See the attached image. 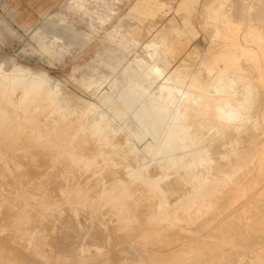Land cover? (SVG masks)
Here are the masks:
<instances>
[{
  "label": "rangeland",
  "instance_id": "374dc122",
  "mask_svg": "<svg viewBox=\"0 0 264 264\" xmlns=\"http://www.w3.org/2000/svg\"><path fill=\"white\" fill-rule=\"evenodd\" d=\"M144 1L151 3V8H149L148 10L142 9V7H143L142 3ZM201 3H203L202 0H0V65H3L4 63L5 64H14L17 66H22L23 68H27L28 70L33 71V72L45 74L49 80L51 79L50 80L51 86L53 85V83H54V86H55V83H57L56 84L57 89L59 88V91H60V89H61V91L63 89V91L65 92V95L68 94L67 95L68 98L70 96V98L72 99V100L71 99L70 100L72 102L73 101L76 102V104H73V105H76L75 108H82L83 106H86V104L88 105V102H90L89 104H91V103L96 104L100 100L101 101L105 100V102H107V105L104 106L102 109L107 110V109L112 108L113 110H117L119 112V115H117L118 120L116 121V123L114 125L115 128H116V125L123 126L124 128H128V130L130 132L134 133V137H137L138 135H139V137L145 136V134L143 133V130L140 127L139 123L145 124L144 118L148 119V117L149 118L153 117L152 112L154 110L161 111L163 109V110H167V111L171 112L173 110L175 103H176V97L173 95H170L169 97H167V93L163 89L164 85H170L171 86V84H172V82L170 83V82L165 81L166 75L163 78H161L162 74H159L156 71H153V70L146 68L140 62H138L137 58L143 57L145 54V52L142 50L143 45H145L147 43L149 44L150 41H152V40H157L160 35L161 36L164 35L166 38H170V40H174V41H180L182 44V45H177V46L175 45L176 47L173 46L174 48H172V50L169 51L170 56H168V60L171 63L169 70L170 71H173V70H180V71L191 70V71H194L197 64L191 58L190 53H192V55H195L197 57H202V55L206 51L207 45H208L207 41H206L207 34H205L201 29V21H202V16H200L201 8H202ZM137 8H139V9L137 10ZM198 18H199V20H198ZM200 19H201V21H200ZM118 25L122 26V28H121V31H119L115 34L114 37L116 40L123 39L124 45L117 43L118 41H114V42L112 41V45H111L109 40H108V37L111 36V34H112L111 31ZM154 35H157V36H154ZM173 43H176V42H173ZM186 44H187V47H184V46H186ZM124 47L128 48L127 52H124ZM196 47H197V49H196ZM186 53H188V56L186 55ZM183 55H185V56H183ZM10 61L13 63H11ZM96 72L98 73V76L100 75L99 76L100 79H98V77H97L94 84L89 85L90 83L88 84L87 82H84V83L80 82L82 77L90 78L92 75H95ZM130 78H133L132 80L140 81L141 85L145 89L150 90V94L147 96V98L145 100L144 98H141L140 95L130 92V96L132 98L133 105H131L130 109H128L126 111L125 110L126 107L124 108V106H123L124 99H123L122 93L124 92V88L127 87L129 85V83L131 82ZM100 83H101V85H100ZM58 84H59V86H58ZM60 85H62V86H60ZM61 91H60V93H61ZM64 92H62L61 95H63ZM65 95H63V96H65ZM97 97H99L100 99ZM75 98H79L81 100L78 101ZM127 102H128V100H127ZM71 107H72V104H71ZM194 108L195 107L191 106L190 110H188V111L189 112L192 110L196 111V109L194 110ZM243 112H244V110H243ZM44 113L41 116H39L38 124L40 123V126H41L43 122L44 123L46 122L47 125L43 126L44 123L42 125L43 130H45V132H47L49 130V127H50V130H53V131L49 130V132H51L50 136L52 135L50 138L51 142H50V140L49 141L47 140V142H46V143H50L51 145L46 144L45 143L46 140L39 141V142L36 141L35 143L33 141L31 142L32 139L33 140L35 139L34 134H33L34 132L32 133L33 129L30 130L31 131L30 132L29 130H27L28 129L27 128L25 131V133L27 135H25V133L18 135V133H16V132L13 135L11 129L8 126V122L4 123L5 128H4V124H2L0 127V134H1V136H0V138H1L0 139V148H2V149H0V152H1L0 153V162H1L0 163V219H1L0 220V245L4 242L2 245V247L4 246L3 249L0 246V264H21V263L22 264H25V263L26 264H36L37 261L39 262V264L40 263L41 264H59V263L60 264H72V263H74V261H75L74 264H76V262H77V264H96L97 262H98L97 264H102V263L103 264H134V263L135 264H151V263L152 264H169V263L171 264V262L173 260L174 261L172 262V264H175L176 262H178L177 264H188L189 259H186L187 257L185 258V256H188V254H189L188 257H190V255H195L193 258H191L192 256L190 257L192 261L193 260L196 261L195 264H200V263L201 264H203V263L208 264L206 262H208L209 260H210L209 264L210 263L211 264H215V263H217V264L222 263L223 264V262H224V264H226V263L231 264L230 261H224L226 251H224L223 248L225 247V250H226V247H228L230 245L229 249L227 248L228 251L230 253L236 252V250L234 248H235V246L236 247L238 246L241 238H242V240L244 239L245 241L251 240L250 243L254 242L255 240H257L256 238H258V241L260 244L259 245L257 244V246L254 245V247L256 246L258 248H260V247L264 248V244H263L264 241L262 240V238H264L263 237L264 236V233H263L264 232V230H263L264 229V226H263L264 225L263 224V222H264V210L262 209V207H264L263 206V204H264V199H263L264 198V193H263L264 181L261 182L262 180H264V174H262L263 178H262V176H261V178H259L260 180L259 179H253V180H251L252 182L251 181L247 182V184H246V182H244L243 184H242V182L241 183L236 182V185H232L231 187H234V186L236 187L237 184L239 185V183L243 187L246 185L247 188L246 187H244V188H245V191H247V192L246 193H244L245 191L239 192V193L236 192V200L233 201L234 204L232 203L234 206L232 204H230V206L232 205L231 207L228 205L230 207L229 209H227V207H226L227 210L225 209V206H227L226 203L229 202V201H227L224 203V206H223L224 209H223V207L222 208L220 207L219 210L218 209H210V210L202 209V211L205 210V211H203L204 213L201 212L202 217H204V218L201 217V214L196 217V216H194L195 214L191 213L189 216V219H187V215L180 214L179 216L182 220H189V223H188L189 229L183 230L180 232L181 229H178V226H176L175 224H174L175 225L174 226L173 223H170L171 225L170 226L168 225V226L171 228L167 227L168 228L167 232L165 231L166 230L165 226H167V225L162 226V229L164 228L163 229L164 232H163L161 227L155 226L152 222L151 216L155 212L154 207L149 206V209L153 208L151 210H154V212L152 211L153 212L152 213L150 210H149V212L147 211L148 208H147V210L145 209L146 206H148V205H143V204L139 203L140 204V206H139L138 202L135 203L136 199H130V202H129V200H127L126 201L127 203L126 204L124 203V206L121 205V206H118L116 208H111L109 205L107 207L106 206L107 203H105V201H102V200H104V198L102 196H100L102 189L107 188L114 181H116L117 179L119 180L120 177L122 179H126L128 177L127 176L128 171L131 170L130 167H128L129 170L126 168V166H125V170H123L124 169L123 165L118 166V167L115 166L116 167L115 169L113 168L114 166H112V167H109L110 169H108V167L107 168L102 167V164L99 163V165H101V166H99V165L97 166V172L95 171V174L93 175V173H94L93 169H91L92 170V173H91V170H86V169L83 170V168H79L78 166H75V165L72 166V164L67 161L66 156H65L66 154L63 153L64 150H66V151L69 150V147H70V150L71 149L73 150L75 148V145H77V143L80 142V139L83 138L84 133L86 134V136H88V139H90L89 138L90 136L87 132L84 131V133H83V131L82 132L77 131L78 125L83 124V123L85 124L87 120L85 118L77 119V118H75L77 116L76 115L74 117V119H77V120L73 119V121H72V118H73V116H72V117L67 118L66 120L61 121L60 124H58L57 126H54V125L49 126V124H52L50 122L51 117L49 119V117L47 115L48 119H47V117L45 118L47 113H45V114ZM241 113H242V111H241ZM242 114L244 116H246L247 112L245 111ZM248 114H250V113L248 112ZM90 116L91 115L88 116V119H90ZM39 120L40 121L42 120L41 121L42 123ZM67 120H68V122H67ZM193 120H194V113H193V116L191 113L190 121H189V124H190L189 132L187 135V139L185 141V144L187 146H191V144H193V143H195L196 145L199 144V147H200V145H201V147H205V146H208L207 144H211V143L215 144V143H219V142H222V143L225 142V144H226L227 143L226 139L229 140L230 135H232L233 131H230V129H227V127H225L224 125H217V124H210L211 126L208 124V126H207V128L209 127L208 131L210 133H212V134H210L207 130H205V128H199V126H197V124L195 122H193ZM253 120H251V121H253ZM82 121H83V123H82ZM62 123L64 124V126L61 128V126L63 125ZM72 123L77 125V126L74 125V126H76V128L74 127V129H73ZM59 125H61V126H59ZM259 125L257 124V126H259ZM70 126H72V127H70ZM196 126L202 132H198L199 130L197 129ZM260 126H259V128H261ZM44 127H47V128H44ZM64 127L66 128V130H64ZM211 127H212V129H211ZM216 127L218 129H216ZM222 127H224L223 130H222ZM55 128H56V133L54 132ZM67 128H68V130L70 129L69 131H71V132H69L67 130ZM259 128L257 127V130ZM58 129H60V131ZM196 129H197V132H196ZM203 129L209 133V135H207L208 138L205 136V134H203L205 132ZM209 129H211V131ZM75 130H76V132H75ZM216 130H217V132H215L216 133L215 134L213 131H216ZM219 130H220V132H219ZM261 130H263V129L261 128L260 131L257 132V134L261 133ZM31 133H32V135H31ZM60 133L61 134L63 133V135H64V136H62V139H60L61 137L56 138L54 136V135H57ZM117 133H118L116 136L117 139L119 140V137H120V139L122 140V141L120 140V142H123V136L122 135H124L125 132L123 131V132H121V134H120V132H117ZM196 133H198L197 136H199L198 139H200V140L196 139L197 138ZM199 133H202L203 135H201ZM222 133L224 134L225 138L223 137ZM67 134L70 136L68 137ZM228 134H229V136H228ZM263 134H264V132L262 134H260V136H259L261 139L264 136ZM9 135H10V137H9ZM72 135H74V136H72ZM217 135H218V137H216ZM11 136H13V137H11ZM25 136L27 138H25ZM65 136L69 139L71 138V140H70V142H72L71 146H68V147L65 146L64 147L63 144H61L59 146H56L53 144V139H54V142L57 141L58 138L61 141V140L66 138ZM28 137H29V139H28ZM31 137H32V139H30ZM201 137L203 139L206 138L205 141ZM210 137H213V140H212V138L210 140ZM222 138H223V140H222ZM76 140L79 142H77ZM92 140L95 144L96 150L102 151L104 153H109V152H107L106 148H101L100 144L98 146V143H97V141H95V138L94 139L92 138L91 141ZM197 140H198V142H197ZM209 140H210V142H209ZM2 141H3V143H2ZM65 141H67V140H65ZM73 141H74V144H73ZM75 141H76V143H75ZM132 141L134 144H136L138 146V148H140V147H142V145L150 142V138L149 137L132 138ZM247 142H248V144H247ZM44 143L46 145H44ZM249 143L250 142L246 138L245 148L248 147ZM5 144H7V145H5ZM67 144H68V141L66 142V145ZM243 144L241 145L242 151L241 150L239 151V148L236 147L237 148L236 152L232 153L233 155L236 156V154L238 152L237 155H240L239 157H241V158H239L240 161H245V159L248 158L252 152L254 153V150L250 151L248 148H247L248 150L243 148V146H244ZM33 145H34L35 149H34ZM52 145H54V146H52ZM73 145H74V148H73ZM4 146H7L8 148L5 147V149H3ZM29 146H30V148H29ZM41 146H43V148H41ZM62 146H63V148H62ZM55 147L56 148L60 147V149H56ZM90 147L91 146H88V145L86 147H84L82 153L84 155H87V153H89V151L92 150L91 149L92 147L91 148ZM58 150H60V151H58ZM75 150H76V148H75ZM194 150H195V148L191 147V148L187 149L186 151H184V153H182L183 159L177 165L180 172L177 173V171H174L173 172L174 173L173 178L174 177L179 178V177H181V175L184 178H186L188 176H192V174H195L196 170H194L193 166H191L192 165L191 162H192L193 158L195 157V154H194L195 151ZM227 150H228V147L223 148V151L226 152ZM61 151H63L62 154H61ZM240 152L241 153L243 152V154H241ZM249 152H250V154L248 155ZM6 154H8L9 156L8 155H7L8 157L5 156ZM63 154H64V156H63ZM232 154H230V155L232 156ZM245 155L248 157H245ZM235 156H232L231 158H232V161L235 160L233 162V164L238 165L239 160L237 162L236 161L237 156H236V158H235ZM110 157L113 158V155H110ZM41 158H42V160H41ZM171 158L176 159L177 157L173 156ZM130 159H129V161L132 162L133 159L132 158H130ZM241 159H243V160H241ZM28 162H29V164H28ZM64 163H66V164H64ZM130 163H129V165H130ZM133 163L136 165H134ZM67 164L70 166H68ZM235 165H231V166H233L235 169ZM237 165H236V168L241 166V164L239 166H237ZM132 166H134V168H132V169H133V171H135L136 170L135 167H138V164L135 162H132ZM222 166H224V167H222ZM35 167H36V169H35ZM221 167L222 168L220 170L222 171V173L226 174L227 172H230L229 168L231 169V167L229 165L228 166L221 165ZM225 167H227L228 170ZM103 168H104V170H103ZM79 169H81V171ZM107 169H108V171H106ZM117 170H118V172H117ZM151 170H153V169L151 168L149 170L150 173H151ZM123 171H125V172H123ZM225 171H227V172H225ZM106 172H107V175H109V176L108 177L105 176L106 179H104V175H106ZM152 172L155 173V174L151 173L152 176L162 177L163 172L161 170H153ZM38 174H39V176H38ZM99 174H100V176H99ZM110 175H111V177H110ZM122 175H124V176H122ZM76 177H77V179H76ZM174 179H173V182H175ZM254 180H257V181H254ZM171 182H172V179H171ZM257 182H258V184H257ZM250 183H252V185L256 183L255 187L251 185V188L249 189ZM171 184L172 183H170V181H169L168 186L169 185L171 186ZM173 184H172V186L175 188L176 184L175 185H173ZM259 184L262 185L263 187H260ZM93 185H94V187H93ZM258 185H259V187H258ZM170 186L167 187L168 191H166V192H169V194H170V196H169V194H167V197L169 196L168 197L169 199L171 197V200L173 199L172 202H174V200L179 197L178 192L181 193V191L179 188H177L178 187L177 185H176L177 187L175 189H177L178 192H177V190L172 188V186L171 187ZM75 188H76V191L78 192V194L75 191ZM170 188H171V190L172 189L175 190V191H173V194H172V191H170ZM252 189L255 190V191H253L254 193L252 192ZM259 189H260V191H259ZM96 190H97V192H96ZM165 190H166V188H165ZM79 192H81V193H79ZM176 192H177V194H176ZM257 192H258V194H257ZM67 193H69V194L67 195ZM259 193H260V195L262 194L260 196V198H258ZM84 194H86V195H84ZM97 194L99 196H96ZM239 194H241V195H239ZM242 194L245 195L243 197V199H242V196H243ZM253 194H254V197H253ZM53 195H54V197H53ZM88 195H89V197H88ZM255 195H256V199H255ZM91 196H93V197H91ZM70 197H72L73 200L74 199L75 200L73 201ZM82 197L84 199H85V197H87V199L83 202V204L81 203L84 200V199H82ZM239 197H241V199L237 200V199H239ZM261 197H262V200H261ZM251 198L254 200V202L257 199L260 201H263V204H262V202L260 203V201H258V200L255 202V205L258 204L257 205L258 210L256 209V206H254V205L252 206L251 203H253V200L250 201ZM76 199L79 200L80 202L77 201ZM81 199H82V201H81ZM171 200H169L170 201L169 204L171 203ZM28 201H29V203H28ZM244 201H245V203L248 202L249 207L247 206V204L244 203ZM97 202L98 203L100 202L99 203L100 206ZM230 202H232V201H230ZM249 202H251V203L249 204ZM21 203H23V205ZM80 203H81V205H79ZM128 203H130L129 204L130 206L132 205L130 207L131 210L129 209ZM243 203L245 206L244 205L241 206V204H243ZM27 204H29V205L27 206ZM30 204H31V206H30ZM134 204H136V205H134ZM48 205H49V207H48ZM65 205L68 207H66ZM125 205L127 206V208H125L126 207ZM259 205H260V207H259ZM261 205H262V207H261ZM142 206H143V209L145 211L142 209ZM90 207H91V210H90ZM140 207L142 210L140 209ZM232 207H234V208H232ZM235 207H237L239 209L241 208L240 209L241 211L239 212V209H237ZM247 207H248V210H247ZM250 207L251 208L254 207L255 210L253 208L251 209ZM122 208H125V209H122ZM242 208L243 209L245 208L247 211H249L251 209L252 212L254 211L255 213L254 212L251 213V211H249V213H248L246 210H242ZM19 209L22 211H20ZM196 209H199V208L195 207V208H193V211H195ZM236 209L238 210V213H239L237 215L239 217H242V218L237 217L235 219ZM259 209L262 211L263 214L260 212ZM45 210H47V211H45ZM113 210H114V212H113ZM138 210L140 211V215H138L139 214ZM224 210H226L228 213H230L232 210H233V212H231L230 216H229V214L225 211V213H227V215H228L227 216L225 213L223 215ZM18 211L20 213H18ZM127 211H128V213H127ZM244 211H245V214L243 216H241L240 213L243 214ZM4 212H5V214H3ZM112 212L114 213V215ZM120 212L123 216H121ZM131 212H132V214H130ZM142 212H143V215L145 214L144 217L142 215ZM215 212H216V214H215ZM16 213L18 214L17 217H15ZM136 213H138L137 217L142 222V225H141L140 221L137 219ZM210 213H211V215H210ZM232 213L233 214L235 213V214L232 216ZM257 213H258V215L255 217V215ZM54 214H55V216H54ZM259 214H260V216L263 215V218H262V216L260 218ZM130 215H131V217H130ZM207 215H210L211 217H209ZM221 215H223V216L221 217ZM245 215L248 218V219L246 218L247 220L244 217ZM253 215H254V218H253L254 221L252 219ZM92 216H93V218H92ZM140 216L144 219L140 218ZM250 216H251V218H249ZM100 217H101V220L99 222ZM208 217H209V220L213 218L214 222H213V220H211V222H208V220H207ZM217 217H219V219ZM223 217L225 220L222 219ZM229 217L233 218V221H231L232 219ZM243 217H244V220H246V222H244ZM258 217L260 219H262V220H260L262 226H260L261 224L258 220L259 219ZM14 218H17V220H19V221H15L16 219H14ZM125 218H126V220H125ZM226 218H227V220H226ZM238 218H239V222L237 220ZM255 218H257V219H255ZM22 219H24V220H22ZM135 219H137L139 222ZM145 219H147V220H145ZM197 219H199L200 224L198 223V225H194L197 223ZM216 219L219 221H217ZM228 219L231 221L230 223H229ZM241 219L243 220L244 224L247 223L246 226H248L249 228L246 227L245 225L243 226V227H245V229L242 227H239V226H241V223H240ZM48 220H49V222H48ZM150 220H151V222H150ZM201 220H202V222H205V224L201 223ZM221 220L224 222L226 221V222L222 223ZM96 221H97V223H96ZM215 221H216V223H215ZM234 221L236 223H239V225L236 224V226H235L234 225L235 223H233ZM255 221L258 222L257 225H259V228L263 227V229L260 228V230L262 229L261 231H258L259 229H256L258 227L255 225L256 224ZM39 222H40V224H39ZM206 223H208V225ZM210 223H211V226L213 225L212 226L213 229L216 228L214 226L215 224L217 226V224H220V223H221V225L224 226V228H223V226H220L222 228V229H220V227L218 226L219 231H217V229H218V227H217L216 229H214L216 231L215 232L214 230H212V228L210 229V227H209ZM24 224H25V226H24ZM147 224H148V226L153 224V226H151V227L155 231L149 230L150 226L148 227ZM202 224H204L203 227H202ZM225 224H226V226H225ZM229 224H231V228L234 230H231V228L228 227ZM138 225H140V226L138 227ZM144 225H146L148 228H145L146 226L144 227ZM118 226H119V228H118ZM135 226H137L138 229ZM141 226H142V228H144L143 230H142ZM192 226H194V227H192ZM197 227L200 228V230H202L203 232H201ZM204 227H206V228L203 230L202 228H204ZM237 227L242 228V229H238ZM252 227L254 230L252 229ZM225 228L229 232L226 231ZM235 228H236V231H235ZM247 228L248 229L251 228V230L248 231ZM139 229L141 230V234H139L140 233ZM175 229L179 230V232H177V234L179 233L178 235L181 234L183 237L182 236L178 237ZM197 229L200 231V233L198 232L196 234L195 232L197 231ZM206 229H208L206 231L207 234L204 233ZM224 229H225L226 233L228 232L227 233L228 236L226 235ZM136 230H138L137 231L138 233L137 232L135 233ZM168 230L173 231V232H171L173 234L171 235V233H170V235H169ZM188 230H191V231L193 230L192 231L193 233L191 231L188 232ZM252 230L255 231V233ZM97 231H98V233H97ZM144 231H147L148 233L144 232ZM174 231H175V235H174ZM233 231H235V234H237L236 236L238 238L240 237L239 239L235 236V234H232ZM242 231L244 234L242 233ZM133 232L135 233L134 235L131 234ZM162 232H163V234H166V233L167 234L163 235V234H161ZM183 232H184V234H183ZM240 232L242 234L241 236H239ZM90 233H92V234H90ZM129 233L131 235H129ZM189 233H190V235H189ZM212 233H213V235H211ZM247 233L249 235H247ZM251 233H252V235H255L254 236L255 238H253ZM257 233H259L258 236L256 235ZM50 234H51V236H50ZM194 234H195V236L192 237L191 235H194ZM203 234L207 235V236L210 235L211 237L215 236L216 240L213 238L211 241L208 239L207 236H203ZM217 234L219 235L218 237H220V239L216 236ZM220 234L225 235V237L227 236V238H225L223 236V238H224L223 239L221 237L222 235H220ZM127 235L129 237L127 239H125ZM162 235L164 237L166 236V239H164L162 237ZM200 235H201V237H204V238H201ZM229 235L230 236L232 235L234 242H232V237H229ZM245 235L247 236L246 239H245V237H246ZM170 236L176 237L175 241H174L175 243L172 242L174 240V238L171 239ZM197 236H199V237H197ZM210 236H209V238L211 239ZM242 236H244V237H242ZM259 236H261L262 238ZM4 237H6V238H4ZM11 237H12V240L10 239ZM130 237H131L130 242H128V239ZM133 237H135L134 239H136V240H134ZM184 237H185V239H184ZM189 237L192 238V240L189 239ZM206 237L209 240V243L207 240L208 244H206L208 248H209V246H212V247H210L211 249L215 247L214 250L218 248L216 250V252H218L219 254L217 253L215 255L219 258V260H217L216 256L213 255L211 249L209 248L210 250H208V248H206V246L204 245L205 244L204 239H206ZM1 238L4 239V241ZM182 238H183V240H182ZM186 238H188V239H186ZM229 238H231V240H229ZM250 238H252V239H250ZM116 239H117V241H116ZM177 239H179V241L181 240L180 241L181 243ZM199 239L200 240L202 239L201 242L203 241V243H202L203 247H202L201 242L198 241ZM217 239H219L221 241L218 242L219 240H217ZM234 239L238 240L239 242L235 241ZM118 240H119V242H118ZM132 240H133V242H132ZM153 240H155L154 246L156 249L152 248V250H151L150 247H152L151 245L153 244ZM165 240H167V241H165ZM169 240H170V242H169ZM176 240H177V243H179L178 245L176 244ZM186 240H189L187 243L188 246L187 245L185 246V244H184V242L186 243ZM194 240H197L195 242L197 243V249L198 250H201V248H203V250H201V252L200 251H197V252L203 253L202 251H204V255L198 254L195 252L196 251L195 250L196 244H195ZM224 240H226L225 243H224ZM163 241H164V245H163ZM190 241H192V242H190ZM210 241L213 243V245ZM222 241H223V243H222ZM6 242H7V244L9 242H11L10 244L13 245V247H11V248H13L11 251H10L9 247H6V245H7V244H5ZM124 242H125V244H123ZM126 242L129 244H127ZM193 242H194V244H193ZM90 243H91V245H90ZM171 243H172V245H171ZM215 243H216V246L214 245ZM219 243L220 244L222 243L221 245L224 247L218 245ZM227 243H230V244H227ZM231 243H232V245H231ZM233 243H235L234 246H233ZM169 244H170L171 248H173V249H171L170 246L168 247ZM192 244H193V246H192ZM173 245H177V246H173ZM179 245H180V247H179ZM190 245L192 246V248H190ZM8 246H9V244H8ZM184 246L189 251L187 249H185ZM231 246L233 247V250H232ZM16 247H18L19 249ZM67 247H68V249H67ZM146 247L148 248V250H151L152 253H150L151 251H148L147 249H145ZM177 247H179V248H177ZM15 248L17 251L14 250ZM135 248L138 250H136ZM160 248H161V250H160ZM168 248L171 251H169ZM181 248L183 249V251L185 249V252H184L185 256L183 259L181 258L183 256L178 258L180 256V254L183 253ZM193 248H194V251H193ZM205 248L207 250H205ZM5 249H8V250H5ZM72 249H74V250H72ZM76 249H77V251H76ZM176 249L177 250L179 249V252H176ZM190 249H192L193 252H191ZM146 250H147L146 253H148V254L150 253V255L152 254L151 255L152 259L154 256V259L156 260L157 263L156 262L154 263L153 261H155V260L154 259L152 260L150 256L145 254ZM153 250H155L154 252H157L156 254H158V255L155 256V253L153 252ZM163 250L165 253H168V256L165 257V253L163 252ZM167 250L169 252H166ZM221 250H223L222 252L224 253L223 258L221 255L222 254ZM5 251H9V254ZM206 251H208V252L211 251V252L207 253ZM21 252L23 254H21ZM162 252H163V254H162ZM170 252H171V254H170ZM188 252H190V253H188ZM5 253H7L8 255L5 256ZM112 253H113L114 257L112 255ZM210 253H211V255L209 256L208 254H210ZM15 254H16V257H15ZM19 254H20V260L17 259V257L19 258ZM196 254L201 255L199 257H202V259H200L198 257V255H196ZM12 255H13V257H12ZM22 255H24V256H22ZM144 256L146 257L145 261H143ZM147 256L150 258H148ZM163 256H164V258H163ZM196 256H197V258H195ZM220 256L222 258L221 260H220ZM156 257H157V259H156ZM214 257L216 258L217 261H214V259H213ZM141 258H142V260H140ZM15 259H17V260L15 261ZM25 259H27V260H25ZM161 259L163 260V262ZM158 260H160L161 263H160V261L158 262ZM184 260H186V261H184ZM191 260H190V263H192ZM199 260H200V263H199ZM204 260L206 262H204ZM59 261H61V262H59ZM213 261H214V263H212ZM218 261H219V263H218ZM220 261H223V262H220ZM193 264H194V262H193ZM234 264H236V263H234ZM244 264H254V263H252L251 261H250V263H248V261H246V263H244Z\"/></svg>",
  "mask_w": 264,
  "mask_h": 264
},
{
  "label": "bare ground",
  "instance_id": "6f19581e",
  "mask_svg": "<svg viewBox=\"0 0 264 264\" xmlns=\"http://www.w3.org/2000/svg\"><path fill=\"white\" fill-rule=\"evenodd\" d=\"M202 1H203V3H201L202 8H201V14H200V16H202V21L200 19L201 29L205 34H207L206 41H207L208 45H207V49L204 52V54L202 55V57H197L195 55H192V53H190L191 58L197 64L194 71H191V70H189V71H180V70L170 71L169 70V68L171 66V63L168 60V56H170L169 51L172 50V48H174L173 46L182 45V44L180 41L170 40V38H166L164 35L163 36L160 35L157 40H152V41L149 40L150 41L149 44L147 43V44L143 45L142 50L145 52V54L143 57L137 58L138 62H140L146 68L153 70V71H156L159 74H162L161 78H163L166 75L165 81L170 82V83L172 82V84H171V86L170 85H164L163 89L166 91L167 97H169L170 95H173L176 97V103H175L173 110L171 112H169L167 110H163V109L161 111L154 110L152 112L153 117H150V118L148 117V119L144 118L145 124H143V123L140 124L138 122L140 127L142 128L145 136L139 137V135H138L137 137H134V133L130 132L128 130V128H124L123 126L116 125V128H115L114 125H115L116 121L118 120L117 115H119V112L117 110H113L112 108L107 109V110L102 109L104 106L107 105V102H105V100H102V101L100 100L99 102L96 103L97 105L92 104V103L89 104L90 102H88V105L86 104V106H83L82 108H75L76 105H73V104H76V102H74V101L72 102L71 101L72 99L70 98V96L68 98V96H67L68 94L65 95V92L63 91V89H62V91L60 89V91H61V93H60L59 88L57 89V87H56L57 83H55V86H54V83L51 86L50 85L51 79L49 80L45 74L30 71L27 68H23L22 66H17L14 64H5V63H4L5 65L4 64L0 65V127L2 124L8 122V126L11 129L13 135L15 132L18 133V135L19 134L21 135L22 133H25L27 128H28L27 130H29V131L33 129L32 133L34 132L33 134H34L35 139L33 140L31 137L30 138V139H32L31 142L33 141L35 143L36 141L39 142V141L46 140L45 141V143H46L47 140L49 141L51 136H52V135L50 136L51 132H49V130H50L49 126H52V125L57 126L58 124H60L61 121L66 120L67 118L72 117V116H73V118H72V121H73V119L76 115L77 116L75 118H77V119L85 118L87 120L86 123L84 124L82 121L83 124H79L80 123L79 122L77 131H81V132L83 131V133H84V131L87 132L90 136L89 137L90 139H88V136H86V134L84 133V136H83V138L80 139V142L76 140L77 142H79V143H77V145H75L76 150H75L74 145H73V148H74L73 150L72 149L70 150V147H69V150H67V151L64 150V152L61 151V154H62V152L64 154H66L65 155L66 159L69 163L72 164V166L73 165L78 166L79 168H83V170L93 169L94 170L93 175L95 174V171L97 172V166L99 165V163L102 164V167H106V168L108 167V169H110L109 167H112V166H114L113 168L115 169L116 167L122 166V165L124 167L123 170H125V166L127 169H128V167H130L131 170L128 169L129 170L127 173L128 177L126 179H122L121 177L119 180L117 179L118 181L117 180L114 181L115 180L114 179L113 180L114 182L112 184H110L107 188H103L101 193L99 192L100 196H102L104 198V200H102V201H105V203H107L106 206L108 207V205H109L111 208H116V207L121 206V205L124 206V203L126 204L127 200H129V202H130V199H136L135 203L138 202L139 206H140V204L148 205L145 208L146 210L148 208V210H147L148 212H149V210L151 212L152 211L154 212V210H151L153 208L149 209V206L154 207L155 212L154 213L152 212L153 215L151 216L152 222L155 226L161 227V229H162V226L167 225V226H165L166 232L168 229L167 227H169L171 225L170 223H173V225L175 224L176 226H178V229H181L180 232L183 230L189 229L188 228L189 220H182L179 216L180 214L187 215V219H189V216L191 213L195 214L194 216L197 217L198 215L201 214V212H203L205 210H210V209H218L219 210V208L220 207L222 208L224 206V203L227 201H229V202L226 203L227 206H225V209H226V207H227V209H229L234 204L233 201L236 200V192L239 193V192L245 191L244 187H246V185L243 187L240 183L242 182V184H243L244 182H246V184H247V182H250L253 179L261 178L262 174H264L263 173L264 172V136L262 139L259 137L260 134H262L264 132V0H202ZM198 20H199V18H198ZM121 28H122V26L118 25L111 31L112 34H111V36L108 37V40H109L111 45H112V41L113 42L118 41L117 43L124 45L123 39L116 40L114 37L117 32L121 31ZM154 36H157V35H154ZM173 42H176V43H173ZM184 47H187V44ZM127 49L128 48L124 47V52H127ZM196 49H197V47H196ZM186 55L188 56V53H186ZM183 56H185V55H183ZM11 63H13V62H11ZM99 76H98V73L96 72L95 75H92L90 78L82 77L80 82H82V83L87 82L88 84L90 83L89 85H92L95 83L97 77H98V79H100ZM132 79L133 78H130L131 82L129 83V85L127 87L124 88V92L122 93V96L124 99L123 106H124V108L126 107V109H125L126 111L128 109H130L131 105H133L132 98L130 96V92L140 95V97L144 98L145 100H146L147 96L150 94V90L145 89L141 85L140 81L132 80ZM59 84H58V86H59ZM100 85H101V83H100ZM60 86H62V85H60ZM62 92H64L63 95H65V96L61 95ZM97 98H99V97H97ZM75 99L78 101L81 100L79 98H75ZM127 100H128V102H127ZM71 104H72V107H71ZM191 106L195 107L194 110L196 109V111L192 110L190 112L192 113V116L194 113L193 122H195L197 124V126H199V128H205V130L208 131V128H209V127L207 128L208 124L209 125L210 124H217V125H224L225 127H227V129H230V131H233L232 135H230V137H229V140L226 139V142H227L226 144H225V142L224 143L219 142V143H215V144L211 143V144H207L208 146H205V147H201V145L199 147V144L196 145L195 143L191 144V146H187L185 144V141L187 139V135L189 132V127H190L189 121H190L191 113L188 110H190ZM243 110H244V112L245 111L247 112L246 116H244L242 114V113H244ZM241 111H242V113H241ZM44 112L47 113L46 116L44 115L45 118L47 117V115H48L49 119L51 117L50 122L52 123V124H49V126H48L49 130L47 132H45V130H43L42 125L44 122L42 123L41 122L42 120L41 121L39 120L42 123V125L40 126V123L38 124V118ZM248 112L250 114H248ZM89 115H91L90 119H88ZM48 117H47V119H48ZM77 119H74V120H77ZM251 120H253V121H251ZM67 122H68V120H67ZM257 124L258 125L260 124L261 126L260 125L259 126L263 129V130H261V133H258L259 135L257 134V132L260 131L261 128H259V126H257ZM45 125H47L46 122L44 123L43 126H45ZM61 125H59V126H61ZM74 125H76V124H73V129H74V127L76 128V126H77V125L76 126H74ZM63 126H64V124L61 126V128ZM70 127H72V126H70ZM257 127L259 128L258 130H257ZM4 128H5V124H4ZM44 128H47V127H44ZM223 128L224 127H222V130H223ZM197 129H198V127H197ZM197 129H196V132H197ZM211 129H212V127H211ZM211 129H209V130L211 131ZM216 129H218V128L216 127ZM58 130L60 131V129H58ZM64 130H66L65 127H64ZM67 130H68V128H67ZM50 131H53V130H50ZM123 131L125 132L124 135H122L123 136V142H120V140H121L120 137H119V140L116 137L118 134L117 132H120V134H121V132H123ZM207 131H205L206 133L205 132L203 133V134H205L206 137L210 133L209 131H208L209 133ZM54 132L56 133V128H55ZM69 132H71V131H69ZM75 132H76V130H75ZM198 132H202V131L199 130ZM213 132L215 133V132H217V130L213 131ZM219 132H220V130H219ZM32 133H31V135H32ZM63 133L62 134L60 133V134H57L54 136L56 138L61 137L60 139H62V136H64ZM197 134L198 133H196V136H197ZM199 134L203 135L202 133H199ZM210 134H212V133H210ZM25 135H27V134L25 133ZM0 136H1V134H0ZM69 136L70 135H68V137ZM72 136H74V135H72ZM228 136H229V134H228ZM9 137H10V135H9ZM11 137H13V136H11ZM143 137L144 138L149 137L150 142H148V143L142 145V147L138 148V146L133 143L132 138H143ZM216 137H218V135ZM223 137H224V134H223ZM25 138H27V137L25 136ZM59 138L55 142L53 139L54 145L59 146V145L63 144L64 147L65 146L68 147V146L72 145V142H70L71 138L69 139L66 137L65 139H63L61 141L59 140ZM92 138L93 139L95 138V141H97L98 146L100 144L101 148H106L107 152H109V153H104L102 151L96 150V147H95L93 140L91 141ZM198 138H199V136H197L196 139H198ZM211 138L213 140V137H210V140H211ZM246 138L250 142L247 148L250 151L254 150V153L252 152L253 154L251 153V155L249 157L245 155V157H248V158H246L245 161H240L239 158H241V157H239L240 155H237L238 154V152H237V154H236L237 160L236 161L238 162V160H239V164L238 165L236 164V165L239 166L241 164V166L236 168V165L233 164V162L235 160L232 161V158H231L232 156H235V155H233L232 153L236 152L237 148H239V151L240 150L242 151L241 145L243 143H244L243 148H245ZM28 139H29V137H28ZM205 139H203V140L205 141ZM65 140L68 141L67 145H66L67 141H65ZM198 140H200V139H198ZM198 140H197V142H198ZM210 140H209V142H210ZM222 140H223V138H222ZM76 141H75V143H76ZM50 142H51V140H50ZM2 143H3V141H2ZM45 143H44V145L50 144V143H46V144ZM73 144H74V141H73ZM247 144H248V142H247ZM5 145H7V144H5ZM54 145H52V146H54ZM87 145L91 146L92 148L91 147L90 148L92 150H90L89 153H87V155H84L82 153V151H83L84 147H86ZM30 146H29V148H30ZM43 146H41V148H43ZM5 147H7V146H4L3 149H5ZM33 147H34V145H33ZM191 147L195 148V150H194L195 151L194 152L195 157L193 158V160L191 162V164H192L191 166H193L194 170H196L195 174L191 173L192 176H188L186 178H184L181 175V177H179V178L174 177L175 178L174 179L173 178V176H174L173 172L174 171H177V173L180 172L177 165L183 159L182 153H184V151H186L187 149H189ZM224 147H226V148L228 147V150H227L228 152L223 151ZM62 148H63V146H62ZM247 148H245V149H247ZM0 149H2V148H0ZM34 149H35V147H34ZM56 149H60V147L56 148ZM58 151H60V150H58ZM64 154H63V156H64ZM230 154H232V156ZM241 154H243V152ZM249 154H250V152L248 153V155ZM7 155L8 154H6L5 156H7ZM110 155H113V158H111ZM173 156H176L177 158L172 159L171 157H173ZM236 156H235V158H236ZM130 158H132L134 160V161L132 160V162H135L138 164V167H135L136 168L135 171H133V169H132V168H134V166H132V162L129 161ZM41 160H42V158H41ZM241 160H243V159H241ZM128 162L129 163L131 162L130 165ZM28 164H29V162H28ZM64 164H66V163H64ZM230 164L235 165V169ZM134 165H136V164H134ZM221 165H226V166L229 165L231 167V169L229 168L230 172L225 171V172H227L226 174L222 173V171L220 169L224 166L221 167ZM68 166H70V165H68ZM99 166H101V165H99ZM151 168L153 170H161L163 172L162 177L152 176L151 173H154V172H152L153 170H151V173L149 172V170ZM225 168L227 169V167H225ZM35 169H36V167H35ZM108 169L106 171H108ZM79 170L81 171V169H79ZM103 170H104V168H103ZM118 170H117V172H118ZM123 172H125V171H123ZM91 173H92V170H91ZM38 176H39V174H38ZM99 176H100V174H99ZM105 176H107V177L109 176V175H107V172H106V175H104V179H106ZM122 176H124V175H122ZM110 177H111V175H110ZM262 178H263V176H262ZM76 179H77V177H76ZM171 179H172V182H171ZM173 179L175 182H173ZM169 181L172 184L174 183L173 185L176 184L178 187L175 185V188L177 187L181 191V193L178 192V190L175 189L171 184L172 188L177 190V192L179 193V197L176 195L178 198H176L174 200V202H172L173 199L171 200V197H170V199L168 198L170 196L169 192H166V191H168L167 187L170 186V185L168 186ZM254 181H257V180H254ZM263 181L264 180H262L261 182H263ZM236 182H240L239 185L237 184L236 187L235 186L231 187L232 185H236ZM257 184H258V182H257ZM251 185H252V183H250L249 189L251 188ZM255 185H256V183L253 184L252 186L255 187ZM259 185H258V187H259ZM263 185H264V183H263ZM93 187H94V185H93ZM260 187H263V186L260 185ZM165 188H166V190H165ZM175 190H173V189L171 190V188H170V191H172V194H173V191H175ZM75 191H76V188H75ZM253 191H255V190L252 189V192ZM259 191H260V189H259ZM96 192H97V190H96ZM177 192H176V194H177ZM246 192L247 191H245L244 193H246ZM79 193H81V192H79ZM263 193H264V191H263ZM68 194L69 193H67V195ZM77 194H78V192H77ZM167 194H169L168 197H167ZM257 194H258V192H257ZM54 195H53V197H54ZM84 195H86V194H84ZM239 195H241V194H239ZM261 195L259 193L258 198H260ZM96 196H99V195L97 194ZM244 196L245 195L242 196V199ZM72 197H70V198L73 200L74 197L73 198ZM88 197H89V195H88ZM91 197H93V196H91ZM166 197L169 200H171L170 204H169L170 201ZM253 197H254V194H253ZM82 199H84V198L82 197ZM82 199H81V201H82ZM86 199H87V197H85V199L81 203L83 204V202ZM240 199H241V197H239V199H237V200H240ZM255 199H256V195H255ZM252 200L253 199L251 198L250 201H252ZM261 200H262V197H261ZM77 201H79V200H77ZM230 201H232V202H230ZM258 201H260V200H258ZM255 202L253 200V203L249 202V204L251 203L252 206L253 205L256 206V209H257L258 204L255 205ZM261 202L263 204V201H260V203ZM28 203H29V201H28ZM81 203L79 205H81ZM244 203H245V201H244ZM244 203L241 204V206L244 205ZM21 204L23 205V203H21ZM129 204L130 203H128V206L130 209V207L132 205L130 206ZM230 204H232V205L230 206ZM245 204H247V206H248V202H246ZM28 205L29 204H27V206ZM134 205H136V204H134ZM30 206H31V204H30ZM99 206H100V204H99ZM263 206H264V204H263ZM48 207H49V205H48ZM66 207H68V206H66ZM195 207L199 208V209H196L195 211H193V208H195ZM248 207H247V210H248ZM259 207H260V205H259ZM261 207H262V205H261ZM125 208H127V206ZM125 208H122V209H125ZM232 208H234V207H232ZM235 208H237V207H235ZM252 208L254 209V207H252ZM140 209H141V207H140ZM142 209H143V206H142ZM202 209H205V210L202 211ZM223 209H224V207H223ZM237 209H239V208H237ZM237 209L235 211L236 214L234 213L236 215L235 219L237 217H239L237 215V214H239ZM240 209H239V212L241 211ZM251 209L249 211H251V213H253L254 211L252 212ZM262 209L264 210V207H262ZM90 210H91V207H90ZM114 210H113V212H114ZM226 210L223 211V215H224ZM233 210L231 212H233ZM242 210H246V209L242 208ZM20 211H22V210H20ZM45 211H47V210H45ZM140 211H139V214L136 213V217H137V214L140 215ZM249 211H247V212L249 213ZM260 212L262 213L261 210H260ZM18 213H20V212L18 211ZM127 213H128V211H127ZM211 213H210V215H211ZM227 213H225V214L227 215ZM230 213H228L229 216H230ZM258 213L255 215V217L258 215ZM3 214H5V212ZM120 214H121V212H120ZM130 214H132V212ZM215 214H216V212H215ZM234 214L232 213V216ZM244 214H245V211L243 214L240 213L241 216H243ZM17 215L18 214L16 213L15 217H17ZM113 215H114V213H113ZM142 215H143V212H142ZM144 215H143V217H144ZM210 215H207V216L211 217ZM223 215H221V217ZM54 216H55V214H54ZM121 216H123V215L121 214ZM141 216H140V218H142ZM261 216L263 218V215H261ZM261 216L259 214L260 218H261ZM130 217H131V215H130ZM201 217H202V214H201ZM209 217L207 220H208V222H211V220H213V218L209 220ZM224 217L222 219H224ZM231 217H229V218H231ZM244 217H245V219L247 218L246 215ZM244 217H243V220H244ZM92 218H93V216H92ZM202 218H204V217H202ZM217 218L219 219V217H217ZM227 218H226V220H227ZM239 218H242V217H239ZM239 218L237 219L238 222H239ZM249 218H251V216ZM253 218H254V215L252 216V219ZM260 218L258 220L261 224L260 220H262V219H260ZM14 219H16L15 221H19V220H17V218H14ZM24 219H22V220H24ZM137 219H138V217H137ZM137 219H135V220H137ZM142 219H144V218H142ZM199 219H197V223L194 225H198ZM231 219H232L231 221H233V218H231ZM255 219H257V218H255ZM100 220H101V217L99 219V222H100ZM125 220H126V218H125ZM145 220H147V219H145ZM243 220L242 219L240 220L241 226H239V227H242L245 229V227H243V226L244 225L246 226L247 223L244 224ZM246 220H244V222H246ZM217 221H219V220H217ZM228 221H229V223L231 222L229 219H228ZM235 221L233 222V223H235L234 225L235 226H236V224L239 225V223H236L237 221L236 222ZM253 221H254V219H253ZM48 222H49V220H48ZM150 222H151V220H150ZM213 222H214V220H213ZM221 222L223 223L224 221L221 220ZM255 222H256L255 225L258 227L256 229H259L258 231H261L263 229V227H260V228H262L260 230L259 225H257L258 222L257 221H255ZM96 223H97V221H96ZM140 223L142 225L141 221H140ZM201 223L205 224V222H202V220H201ZM215 223H216V221H215ZM39 224H40V222H39ZM153 224L149 225V226L151 227V226H153ZM204 224H202V227L204 226ZM206 224L208 225V223H206ZM226 224H225V226H226ZM263 224H264V222H263ZM24 226H25V224H24ZM139 226L140 225H138V227ZM145 226L146 225H144V227ZM147 226H148V224H147ZM147 226L145 228L149 227V226L148 227ZM212 226L210 223V225H209L210 229L212 228ZM214 226L217 228L218 226L220 227L223 225H221V223H220V224H217V226H216V224ZM260 226H262V224ZM135 227H137V226H135ZM138 227H137V229H138ZM150 227H149V230H154V229H152V227L151 228ZM192 227H194V226H192ZM219 227H218L217 231H219ZM228 227L231 228V224H229ZM239 227H237V228L242 229ZM246 227H248V226H246ZM253 227H252V229H253ZM118 228H119V226H118ZM141 228H142V226H141ZM169 228H171V227H169ZM205 228L206 227H204L202 229L204 230ZM216 228H214V229H216ZM223 228H224V226H223ZM143 229L144 228H142V230ZM163 229H162V231H163ZM198 229L200 230V228H198ZM198 229L196 232L194 231L196 234L198 232L200 233V231L203 232L202 230L199 231ZM214 229L212 228V230H214ZM220 229H222V228L220 227ZM225 229H224V231H225ZM207 230L208 229L205 230V232H204L205 234H207L206 233ZM231 230H234V229L231 228ZM250 230H251V228L248 229V231H250ZM98 231H97V233H98ZM137 231L138 230H136L135 233ZM147 231H144V232H147ZM189 231H191V230H188V232ZM226 231H228V230L226 229ZM226 231H225V233H226ZM235 231H236V228H235ZM235 231H233L232 234H235ZM139 232H140L139 234H141L140 229H139ZM163 232L161 234H163ZM168 232L170 235V233L173 231L168 230ZM177 232H179V230H176V234H177ZM253 232L255 233V231H253ZM135 233L133 232L131 234L134 235ZM227 233H226V235H227ZM242 233H243V231H242ZM259 233H257L256 235L258 236ZM90 234H92V233H90ZM131 234L129 233V235H131ZM166 234H163V235H166ZM172 234L173 233H171V235ZM183 234H184V232H183ZM163 235H162V237L164 239H166V236L164 237ZM174 235H175V231H174ZM189 235H190V233H189ZM201 235H200V237H201ZM211 235H213V233ZM220 235H222L221 236L222 238H223V236L225 237V235H223V234H220ZM236 235L237 234H235V236ZM241 235L242 234L240 232L239 236H241ZM247 235H249V234L247 233ZM251 235H252V233H251ZM50 236H51V234H50ZM179 236L181 237L182 235L180 234V235H178V237ZM191 236L193 237V236H195V234L191 235ZM203 236H207V235L203 234ZM209 236H207L209 240L212 241L213 238L216 240L215 236H213V237L210 236L211 239L209 238ZM216 236L218 237L219 235L217 234ZM227 236L225 238H227ZM252 236H253V238H255L254 237L255 235H252ZM128 237L129 236L127 235L125 239H127ZM131 237L128 239V242H130ZM185 237H184V239H185ZM197 237H199V236H197ZM207 237H206V239H204L205 240L204 245L206 246V248H208L206 244L209 243V240L207 239ZM229 237H232V235L231 236L229 235ZM242 237H244V236H242ZM259 237H261V236H259ZM4 238H6V237H4ZM134 238L135 237H133V239ZM172 238H174V240L172 242L175 243L174 241H175L176 237L173 236V237H171V239ZM201 238H204V237H201ZM218 238L220 239V237H218ZM246 238H247V236L245 237V239ZM10 239L12 240V237ZM186 239H188V238H186ZM189 239L192 240V238H190V237H189ZM219 239H217V240H219ZM250 239H252V238H250ZM256 239L257 240H255L252 243H250L251 240L245 241L243 239L244 240L243 241L241 238V240L239 242L238 240L234 239L235 241L239 242V244L237 247L235 246V248H234L236 250V252H232V253H230L228 251L230 245L228 247H226V250H225V247L221 245L223 243V241L221 244L219 243L218 245L224 247L223 250L226 251L224 261H230L231 264H234V263L244 264V263H246V261H248V263H250V261H251L254 264H264V248L256 247L257 244L258 245L260 244L258 241V238H256ZM2 240L4 241V239H2ZM134 240H136V239H134ZM177 240L179 241V239H177ZM177 240H176V244L178 245L179 243H177ZM182 240H183V238H182ZM201 240L199 239L198 241L201 242ZM207 240H208V243H207ZM226 240H224V243L226 242ZM229 240H231V238H229ZM262 240L264 241V238H262ZM116 241H117V239H116ZM154 241L155 240H153V244L151 243L152 247L149 246L151 248V250H152V248H155ZM165 241H167V240H165ZM188 241L189 240H186V243L184 242L185 246L187 245ZM195 241H197V240H194V242ZM220 241L221 240H219L218 242H220ZM118 242H119V240H118ZM132 242H133V240H132ZM169 242H170V240H169ZM190 242H192V241H190ZM194 242H193V244H194ZM232 242H234L233 237H232ZM3 243L0 245L1 247H2ZM10 243L11 242L8 243L9 246H8L7 242L5 244H7L6 247H9L10 251H11L13 249V248H11V247H13V245H11ZM202 243H203V241L201 242V244ZM123 244H125V242ZM127 244H129V243H127ZM193 244H192V246H193ZM195 244H196L195 245V250H196L195 252L196 253H198L197 251L201 252V250H203V248H201V250H198L197 249V243L195 242ZM227 244H230V243H227ZM90 245H91V243H90ZM163 245H164V241H163ZM171 245H172V243H171ZM177 245H173V246H177ZM212 245H213V243H212ZM214 245L216 246V243ZM231 245H232V243H231ZM234 245H235V243H233V246ZM254 245H256V246L254 247ZM169 246H170V244L168 245V247ZM185 246H184V248H185ZM192 246L190 245V248H192ZM3 247H2V249H3ZM179 247H180V245H179ZM179 247H177V248H179ZM202 247H203V244H202ZM210 247H212V246H209V248ZM16 248H18V247H16ZM16 248L14 250H16ZM170 248H171V246H170ZM206 248H205V250H207ZM209 248H208V250L211 249V248L210 249ZM214 248L211 249L213 255L218 253V252H216V250L218 248L215 250H214ZM67 249H68V247H67ZM145 249L148 250L147 247ZM171 249H173V248H171ZM185 249H187V248H185ZM185 249H184V251L182 249L183 253L182 254L179 253L180 256L178 258H180L181 256H183V257H181L182 259L184 258ZM5 250H8V249H5ZM72 250H74V249H72ZM136 250H138V249H136ZM147 250L145 251V254H147L148 256L151 257L152 254L150 255V253H152V251L148 250V251H151L148 254V253H146ZM160 250H161V248H160ZM223 250H221V252ZM232 250H233V247H232ZM76 251H77V249H76ZM154 251L155 250H153V252ZM169 251H171V250L169 249ZM169 251L167 250L166 252H169ZM190 251L193 252L194 248H193V251H192V249H190ZM211 251H209V252H211ZM5 252H7L9 254V251H5ZM163 252H164V250H163ZM163 252H162V254H163ZM176 252H179V249L178 250L176 249ZM200 252L198 254L204 255V251H202L203 253H200ZM206 252L209 253L208 251H206ZM7 253H5V256L8 255ZM154 253H155V256L158 255V254H156L157 252H154ZM188 253H190V252H188ZM21 254H23V253L21 252ZM170 254H171V252H170ZM198 254H196V255H198ZM223 254L224 253L222 252V254H221L222 258H223ZM112 255H113V253H112ZM208 255L210 256L211 253ZM22 256H24V255H22ZM145 256H144L143 261H145V258H146ZM166 256H168V253H165V257ZM188 256H189V254H188ZM188 256H185V258L187 257L186 259H189L188 264H193V262L195 264L196 261L191 260V258H193L195 255H190V257L192 256L191 258ZM199 256H201V255H198V257ZM12 257H13V255H12ZM15 257H16V254H15ZM113 257H114V255H113ZM150 257H148V258H150ZM157 257H156V259H157ZM163 258H164V256H163ZM195 258H197V256ZM199 258L202 259V257H199ZM216 258H217V260H219V258L217 256H216ZM216 258L215 257L213 258L214 261H217ZM222 258L220 256V260ZM17 259L20 260V254H19V258L17 257ZM17 259H15V261ZM151 259H152V257H151ZM153 259H154V256H153ZM25 260H27V259H25ZM140 260H142V258ZM190 260L192 263H190ZM159 261L160 260H158V262ZM184 261H186V260H184ZM209 261L206 262L204 260V262H206L208 264H209ZM214 261L212 263H214ZM59 262H61V261H59ZM153 262L155 263L156 260ZM162 262H163V260H162ZM172 262H171V264H172ZM220 262H223V261H220ZM37 263L39 264L38 261L36 262V264ZM74 263H75V261H74ZM74 263H72V264H74ZM160 263H161V261H160ZM177 263L178 262H176L175 264H177ZM199 263H200V260H199ZM218 263H219V261H218ZM76 264H77V262H76ZM203 264H205V263H203ZM215 264H217V263H215ZM220 264H222V263H220ZM223 264H224V262H223Z\"/></svg>",
  "mask_w": 264,
  "mask_h": 264
},
{
  "label": "crops",
  "instance_id": "0c3cea01",
  "mask_svg": "<svg viewBox=\"0 0 264 264\" xmlns=\"http://www.w3.org/2000/svg\"><path fill=\"white\" fill-rule=\"evenodd\" d=\"M142 5H143V7H142V9H144V10H148L149 8H151V3H148V2H146V1H144L143 3H142ZM139 8H137V10H138Z\"/></svg>",
  "mask_w": 264,
  "mask_h": 264
}]
</instances>
